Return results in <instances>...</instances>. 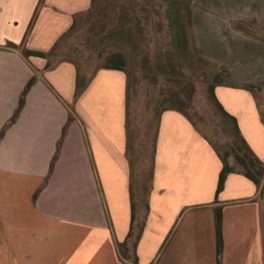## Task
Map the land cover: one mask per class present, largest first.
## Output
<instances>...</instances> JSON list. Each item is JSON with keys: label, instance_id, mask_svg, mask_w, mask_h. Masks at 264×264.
Here are the masks:
<instances>
[{"label": "crops", "instance_id": "1", "mask_svg": "<svg viewBox=\"0 0 264 264\" xmlns=\"http://www.w3.org/2000/svg\"><path fill=\"white\" fill-rule=\"evenodd\" d=\"M40 1L0 0V264H122L117 243L132 221L128 77L102 67L75 99L74 62L46 70L47 58L24 50L49 52L93 0H44L28 32ZM234 20H254L264 33V0L193 1L203 58L255 85L218 84L215 92L264 161V41L234 28ZM222 169L186 114L161 112L139 264H218L220 206L221 264H264V181L259 187L236 170L217 196Z\"/></svg>", "mask_w": 264, "mask_h": 264}, {"label": "rangeland", "instance_id": "2", "mask_svg": "<svg viewBox=\"0 0 264 264\" xmlns=\"http://www.w3.org/2000/svg\"><path fill=\"white\" fill-rule=\"evenodd\" d=\"M193 1L93 0L53 51V61H74L86 80L121 61L128 77L130 156L139 204L163 110L182 109L219 151H232L229 122L209 96L217 70L203 60L189 25ZM183 26L186 36L176 42L173 30Z\"/></svg>", "mask_w": 264, "mask_h": 264}, {"label": "trees", "instance_id": "3", "mask_svg": "<svg viewBox=\"0 0 264 264\" xmlns=\"http://www.w3.org/2000/svg\"><path fill=\"white\" fill-rule=\"evenodd\" d=\"M43 2L44 0L40 1V4L31 20L28 32H30L31 28L33 27L36 21V18L38 16V13H39L40 6L43 4ZM78 15H76L74 19V23L71 26V28L60 37V39L55 43V45L49 52L25 49L24 50L25 53L27 55H37V56L47 58L48 62L45 67L46 70L54 68L59 62L64 61V60H54L53 61L52 60L53 51L56 49L61 39L65 37L68 34V32L74 28ZM189 25L192 30L191 14H190V19H189ZM232 25L234 26V28L238 30H242L246 34L252 35L264 41V33L259 29L256 21L254 20L252 21L234 20L232 21ZM250 25H254L255 29H251ZM192 34H193V38L195 41L194 33ZM184 35L186 36L184 26L181 28V30L180 29L173 30V39L176 42H180ZM11 46L17 47L18 45L15 43H11ZM198 51L200 52L199 48H198ZM203 60L207 64L216 68L217 70L216 74L214 75L212 83L209 85V96L214 106L227 118L229 122V126L231 127V130H232L231 134L233 138L232 143H231L232 151H227L226 153H222L215 147V145H213L223 161V169L220 173L218 187H217V196L224 188V184H225L228 174L236 170H239L240 172L245 174L248 178L253 180L259 187H261L264 181V161L251 148V146L249 145V143L247 142V140L244 138V136L241 133L236 117H234L224 108V106L219 101L216 95V92H215V88L218 84H226V85H231V86H242L249 90H254L255 85L252 83L236 82L232 77L231 66L228 64H220V63L208 61L206 59H203ZM76 66L78 68V77H77V87H76L75 99H77L82 94V92L88 85V82L90 81L91 77L95 74L94 73L90 78L86 80L81 75L77 64ZM109 67L124 70L120 60H117L116 64L109 66ZM35 80H36V77H33L27 84L25 90L22 93L19 106L16 109L14 115L12 116L8 124L13 123L18 117L22 107L24 106L25 96L28 90L30 89V87L32 86V84L35 82ZM127 103H128V89H127ZM178 110L186 114V112L183 111L182 109H178ZM186 116L188 115L186 114ZM72 118H73V115L70 114V120ZM127 137H128V156L130 158V164H131L130 191H131V200H132V221H131V227H130V230H129V233L126 239L124 241H118L117 246H118V251L120 253L122 264H126V262L127 264H139L137 246L142 236V233L144 231V227H145L146 220H147V214L150 210L149 195L152 190L153 164H152V170L149 174V177L146 179V182L143 185L144 199L142 203H140L141 204L140 205L139 204L140 200L136 198L135 190H134V181H133L134 162H132V159L130 156V136H129L128 121H127ZM154 148H155V145H154ZM232 157H233V160H232ZM263 190H264V186H263ZM215 214H216V230H217V257H218V264H221V257H222L223 244H224L223 231H222L223 212H222L221 206L216 208Z\"/></svg>", "mask_w": 264, "mask_h": 264}]
</instances>
